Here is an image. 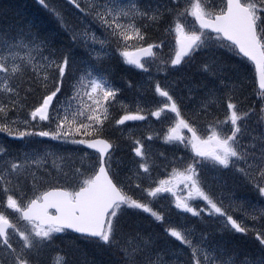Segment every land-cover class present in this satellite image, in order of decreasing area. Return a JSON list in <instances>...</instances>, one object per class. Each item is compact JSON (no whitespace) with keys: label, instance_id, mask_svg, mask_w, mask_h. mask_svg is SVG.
I'll return each mask as SVG.
<instances>
[{"label":"snow or ice","instance_id":"obj_1","mask_svg":"<svg viewBox=\"0 0 264 264\" xmlns=\"http://www.w3.org/2000/svg\"><path fill=\"white\" fill-rule=\"evenodd\" d=\"M39 3L48 7L46 0ZM68 3L83 15L72 22L52 10L67 38V43L59 45L21 21L11 8H0V132L16 138L48 137L95 150L13 156L0 147V264H45V249L57 239L55 234L67 230L80 234L92 248L91 259L84 264H185L180 246L191 250L192 264H264V227L249 228L234 218L203 179L204 171H211L212 183L229 190V207L243 212L253 225H264V0H148L144 7L138 0H87L83 6L80 0ZM137 20L144 23L137 26ZM161 24L167 36L174 35V47L166 57L155 51L164 47V41L148 43L144 30L150 26L159 30ZM133 38L142 45L135 53L128 50ZM113 43L124 63L145 72L149 69L142 57L159 61L158 71L175 70L209 43L239 57L231 65H216L215 71L214 65L203 64V70L214 78L217 72L221 74L220 86L227 89L224 119H207L213 105L220 107L214 92L186 114L180 101L158 81L154 91L164 99L153 108L137 105L131 111L119 101L121 90L111 85L102 67L106 49ZM77 46L95 63L86 64L78 57ZM246 61L255 67L259 90L258 99L245 110L234 96L244 88ZM226 69L230 73L227 79ZM66 81H70V95L64 91ZM30 96L35 97L31 105L27 103ZM117 103L123 111L118 118L112 111ZM142 113L162 122L167 118V130L160 138L165 144H174L177 151L179 145L190 148L192 155L185 159L174 154L169 161L171 171L154 179L149 153L136 139L132 151L140 160L123 180L117 179L119 170L113 169L109 151L116 145L106 134L126 121L145 120ZM37 118L47 122V127L34 123ZM201 124L206 125L203 130ZM37 127L41 130H34ZM185 129L190 135L182 134ZM152 138L148 136V140ZM48 157L54 163L71 160L74 167L69 172L57 165L53 175L43 168ZM77 159L79 166H75ZM238 181L258 192L259 203L246 199L237 203L229 182ZM165 193L183 213L201 219L207 213L222 219V232H253L258 242L255 252L238 261L222 244L209 243L208 233L196 241L191 236L194 228L172 225L163 228L164 243L171 245L165 252L160 237L142 231L137 224L147 218L144 213L153 222L165 223V214L154 207L167 198ZM200 201L204 207L198 206ZM63 264H69L67 258Z\"/></svg>","mask_w":264,"mask_h":264},{"label":"trees","instance_id":"obj_2","mask_svg":"<svg viewBox=\"0 0 264 264\" xmlns=\"http://www.w3.org/2000/svg\"><path fill=\"white\" fill-rule=\"evenodd\" d=\"M123 2L128 3L129 0H123ZM46 3L48 4L47 8L41 5L39 0H0V8H11L21 21L31 24L33 29L39 32L41 36L54 38L57 45L67 43L65 33L58 23L56 12L65 16L66 19L72 22L78 20L83 14L80 13L78 15L79 10L75 9L73 5H70L68 0H46ZM80 3L83 6L87 3V0H80ZM138 3L141 7H144L148 3V0H138ZM164 3H167V0H164ZM53 9H55L56 12H53ZM189 20H191V17H189ZM142 23L144 22L137 20V26H140ZM164 26V24H161L159 30L156 26H150L144 30L147 32L148 43H159L161 40L164 41V47L162 49H155V51L158 55L166 57L169 54L170 48L174 47V35L171 37L167 36L163 32ZM96 33L98 36L101 35L100 29H96ZM140 46H142L141 43L133 38L129 41L128 50L135 53L136 48ZM97 47H99V45H97ZM106 50L107 55L103 57L102 62L105 75L113 87L121 90L120 93H118V99L119 101H123L124 104H127L131 111L135 112L137 110V105L141 108L154 107L156 95H154L151 90L154 89L155 83L158 81L163 88L171 90V94L174 95L176 99H181L182 108L189 113L194 111L210 92H214L218 98L220 107L217 108L213 105L211 108L212 115L207 117V119H224L227 112L228 101L225 95L227 89L220 86L219 76L221 74L217 72V78H214L211 72H205L203 70V64L208 63L214 65L213 70L215 71V66L220 63L231 65L236 60H239L236 57L234 59L232 54L226 49H220L209 43L205 48L194 53L189 59H185L182 65L176 66L175 70L169 67L167 71H158L159 61L151 62V73H149L148 76H145L142 72H138L130 64L124 63L123 57L116 50L115 43ZM74 51L86 64L95 63L90 61L83 47L77 46ZM225 72L226 75L224 78L227 79L230 73L227 72V69ZM129 82H131V87H129ZM246 90H255L252 70L247 63L244 73V88L242 92H238L234 96L238 106L245 110L249 107L246 105V103H248L246 96L249 91L247 92ZM64 91L69 95L71 94L70 81L65 82ZM34 99V96H30L27 103L31 105ZM61 99H63V96ZM112 111L117 114V118L119 115L123 114L119 103L113 106ZM146 114L148 116L150 115L148 113ZM21 115L24 117L26 113L22 112ZM27 118L30 119V117ZM200 119L204 120L205 117L201 116ZM253 119H255V117H253ZM126 124L129 123L125 122L123 126H116L110 129L106 134L115 141L116 146L113 148V169L119 170L118 179L123 180L126 175H129V169L137 166L136 162L140 160L132 151L133 147L131 144L133 138L135 140H141L145 145L146 151L149 153L151 176L154 179L164 178L167 172L171 171V164L169 161L174 154L177 156L183 155L181 150L179 149V151H177L173 144H165L160 138L163 136V133H158L159 135L157 133L147 134V131L145 130V133L144 130L139 129V126H135L136 128H128L129 125L126 126ZM39 125L41 127H47V122H40ZM158 125L160 126L159 123H156L154 127ZM20 127L23 128L24 126L20 125ZM41 127H37L34 130L39 131ZM154 127L152 129H154ZM202 127H206V125L202 124ZM149 135L153 137L151 140H148ZM0 147L5 148V150L13 156L24 152L38 154L51 150L62 154V151L58 149V145L53 144L51 146L47 140L41 139L38 136L16 138L8 136L7 133L4 132H0ZM72 148V151H74V147ZM162 152L164 156L160 155ZM77 155H79V153H77ZM188 158L190 157L187 155L185 159ZM79 163L77 159L75 166H79ZM57 165L69 172H71L74 167L71 160H65L63 163L58 161ZM165 165H168L167 169H165ZM43 166L47 167V165ZM32 167L34 168V165ZM143 175L147 176V174ZM204 175L206 177V179H204L206 181V186L209 185L211 187L215 185V183H212L213 173L210 177L207 174ZM25 183L27 184L26 180ZM27 187L30 191L31 186L27 185ZM229 188L235 192L237 196H241V199L259 203L257 192L252 190L251 185L245 186L242 181H238L236 184L229 182ZM222 193L223 194H221L220 190L219 198L223 199V201L227 200L225 197L229 199L228 189L222 190ZM170 200L171 199H168V201H166L162 199L154 204L157 210L165 214V223L163 225H160L159 222H153L147 213L143 214L144 217H147L146 219L137 221L142 231L149 232L154 237H160V248L164 249L165 252L171 249V245H165L163 235V228L169 225L178 228H194L191 236L195 237L196 241H199L202 233H208L209 243L222 244L230 254H235L238 261L242 260L245 256H251L255 252V245L258 242L255 240V234L253 232L250 231L247 235L235 233L234 230L231 233L222 232L218 226H214L215 223L211 220L183 216L181 212L173 207L174 204H172ZM232 213L234 214V218L246 223L249 228L253 226L258 229L264 227V225L259 223L253 225L252 221L247 220L241 211ZM56 237L57 239L54 243L45 249V264H54L55 259L63 264L65 258H67L69 264H84L85 260L91 259L92 248L83 238L75 237L67 233L56 235ZM176 244L179 245V242L177 241ZM180 247L183 249L181 259L185 261V264H192L191 250L185 246ZM165 258L167 259L168 257L165 256Z\"/></svg>","mask_w":264,"mask_h":264},{"label":"rangeland","instance_id":"obj_3","mask_svg":"<svg viewBox=\"0 0 264 264\" xmlns=\"http://www.w3.org/2000/svg\"><path fill=\"white\" fill-rule=\"evenodd\" d=\"M142 59L143 60H148L149 58H146V57H142ZM145 62H147V61H145ZM170 115H172V114H170ZM202 130H203V128H202ZM204 174H207L209 177L211 176V174H212V172L211 171H208V170H205L204 171ZM182 187V186H181ZM213 194H216V190H214V192H213ZM206 216H208L207 215V213H204ZM209 217V216H208ZM209 218H215V219H217L215 216H212V217H209ZM222 221V219H217V222H221Z\"/></svg>","mask_w":264,"mask_h":264},{"label":"water","instance_id":"obj_4","mask_svg":"<svg viewBox=\"0 0 264 264\" xmlns=\"http://www.w3.org/2000/svg\"><path fill=\"white\" fill-rule=\"evenodd\" d=\"M257 83H258V81H257ZM258 88H259V85H258ZM81 146H83V145H81ZM83 147L86 148V146H83ZM88 150L95 152L94 149H88ZM67 231L71 232L72 234H75V235H79V236H80V234H78V233H74V232H72L71 230H67Z\"/></svg>","mask_w":264,"mask_h":264}]
</instances>
